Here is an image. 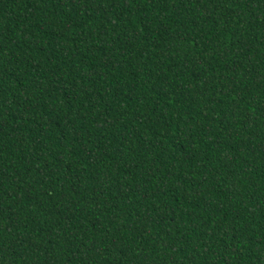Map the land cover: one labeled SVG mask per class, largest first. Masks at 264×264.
Masks as SVG:
<instances>
[{
	"label": "trees",
	"instance_id": "obj_1",
	"mask_svg": "<svg viewBox=\"0 0 264 264\" xmlns=\"http://www.w3.org/2000/svg\"><path fill=\"white\" fill-rule=\"evenodd\" d=\"M0 264H264V0H0Z\"/></svg>",
	"mask_w": 264,
	"mask_h": 264
}]
</instances>
